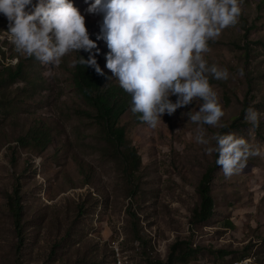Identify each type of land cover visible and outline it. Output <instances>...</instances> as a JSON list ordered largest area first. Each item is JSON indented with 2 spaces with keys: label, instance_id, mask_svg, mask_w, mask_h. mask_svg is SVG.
<instances>
[{
  "label": "rangeland",
  "instance_id": "obj_1",
  "mask_svg": "<svg viewBox=\"0 0 264 264\" xmlns=\"http://www.w3.org/2000/svg\"><path fill=\"white\" fill-rule=\"evenodd\" d=\"M71 2L85 16L99 49L96 59L106 69L109 50L97 40L102 16L87 11L94 0ZM262 2L242 0L239 22L210 41L205 53L209 65L226 67L230 74L226 81L210 78L225 111L223 125L239 117L247 97L249 107L264 117ZM7 30L8 21L0 14V70L18 62ZM74 56H65L58 66L27 59V79L0 87V264H154L167 260L177 239L197 248L189 264H264V137L256 127L244 118L231 131L259 148L260 155L230 178L217 169L211 185L214 214L207 223L192 226V212L201 201L199 186L216 155L205 151L215 141L197 144V125L181 116L199 110L200 101L164 114L155 129L136 123L127 111L119 123L126 130L125 146L117 148L76 88L69 66ZM44 126L52 142L42 150L25 136ZM204 128L206 138L221 129ZM127 148L136 149L141 160L135 171L127 165ZM18 183L26 234L21 255L7 204Z\"/></svg>",
  "mask_w": 264,
  "mask_h": 264
},
{
  "label": "clouds",
  "instance_id": "obj_2",
  "mask_svg": "<svg viewBox=\"0 0 264 264\" xmlns=\"http://www.w3.org/2000/svg\"><path fill=\"white\" fill-rule=\"evenodd\" d=\"M241 5L242 0H94L87 9L102 16L97 40L106 42V68L130 94L131 111L155 129L164 114L171 116L200 101L199 110L181 116L197 125V144L215 141L205 151L218 154L216 164L226 178L240 174L250 157L260 155L243 136L217 132L206 138L204 128L225 127L221 124L225 111L210 78L226 81L230 75L226 67L209 65L205 53L210 41L239 22ZM0 14L8 21L5 38L21 56L58 66L65 56L84 51L88 58L79 56L69 66H90L104 75L96 59L97 43L71 0H0ZM239 75H244L242 68ZM260 117L257 109L246 110L245 119L253 127H259ZM35 163L39 166L41 159Z\"/></svg>",
  "mask_w": 264,
  "mask_h": 264
},
{
  "label": "trees",
  "instance_id": "obj_3",
  "mask_svg": "<svg viewBox=\"0 0 264 264\" xmlns=\"http://www.w3.org/2000/svg\"><path fill=\"white\" fill-rule=\"evenodd\" d=\"M264 6V2L260 4ZM248 32L250 29L246 30V38L248 39ZM249 46L243 48L244 55L246 59L249 57ZM74 59H78L79 56H83L85 59L88 58L89 53L80 51L79 53L74 52ZM18 62L15 66H6L0 70V87L5 83L9 85L16 84L19 82H24L28 77V70L26 61L27 59L35 60L34 57L21 56L17 53ZM99 67L103 70L104 75H99L96 73L95 69L90 66H83L77 64L73 70V79L77 90L86 100V102L94 110V117L96 121L105 130V134L108 140L114 144L117 148L125 146L126 142V130L121 126L120 119L128 111L135 119L136 123H142L140 120L139 113H133L131 111V96L126 93L117 81V78H113V74L107 68L104 69L97 60ZM113 78V79H112ZM249 95L251 90V81L247 84ZM249 108V99L246 98L241 113L236 120L231 124H225L219 133H227L232 130L237 129L239 123L245 118L246 110ZM264 123V117H260L259 127H256V131L261 137L262 124ZM50 128L44 126L36 132H31L25 137L30 138L29 142H35L38 145V149L44 150L48 144L52 142V133L49 131ZM23 142V140H20ZM26 143V144H27ZM125 157L127 160V165L133 171L137 170L141 164L140 158L137 156V150L127 148L125 152ZM218 154L215 155V162L210 166L203 176V180L199 186V196L200 205L192 212L191 224L192 226L202 225L207 223L214 214L215 210V200L212 196V183L216 177V171L219 169L220 165L216 164V159ZM21 188L18 183L15 186V190L12 194L8 195L7 204L12 212L14 219V226L18 238V253L21 255V250L25 243V225H24V206L22 204ZM197 248H193L191 243L187 240L177 239L170 247L169 254L166 261L157 260L154 264H189L190 259L196 253ZM223 255H228L229 252H223Z\"/></svg>",
  "mask_w": 264,
  "mask_h": 264
}]
</instances>
